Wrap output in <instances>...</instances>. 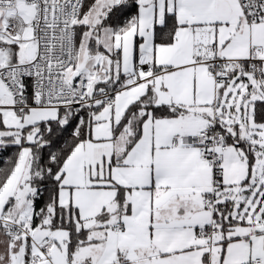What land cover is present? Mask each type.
<instances>
[{"label": "snow or ice", "instance_id": "1", "mask_svg": "<svg viewBox=\"0 0 264 264\" xmlns=\"http://www.w3.org/2000/svg\"><path fill=\"white\" fill-rule=\"evenodd\" d=\"M0 264H264V0H0Z\"/></svg>", "mask_w": 264, "mask_h": 264}]
</instances>
